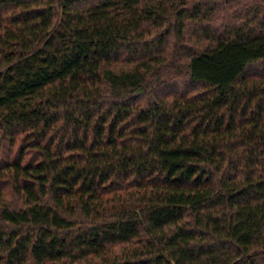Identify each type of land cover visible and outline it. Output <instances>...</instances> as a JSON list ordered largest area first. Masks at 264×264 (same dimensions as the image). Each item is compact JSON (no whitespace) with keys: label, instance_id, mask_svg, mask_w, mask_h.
Returning a JSON list of instances; mask_svg holds the SVG:
<instances>
[{"label":"trees","instance_id":"16d2710c","mask_svg":"<svg viewBox=\"0 0 264 264\" xmlns=\"http://www.w3.org/2000/svg\"><path fill=\"white\" fill-rule=\"evenodd\" d=\"M264 0H0V264H264Z\"/></svg>","mask_w":264,"mask_h":264},{"label":"rangeland","instance_id":"374dc122","mask_svg":"<svg viewBox=\"0 0 264 264\" xmlns=\"http://www.w3.org/2000/svg\"><path fill=\"white\" fill-rule=\"evenodd\" d=\"M262 65H264V63H262V62L254 63V64L250 67V69H251V70H254V69H256L257 67L262 66Z\"/></svg>","mask_w":264,"mask_h":264}]
</instances>
